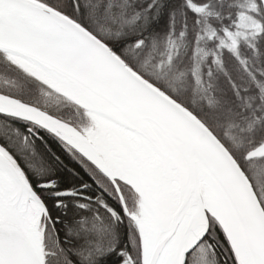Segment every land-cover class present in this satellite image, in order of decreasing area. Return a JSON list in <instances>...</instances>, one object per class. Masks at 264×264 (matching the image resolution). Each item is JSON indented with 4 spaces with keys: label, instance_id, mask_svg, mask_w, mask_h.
<instances>
[{
    "label": "snow or ice",
    "instance_id": "1",
    "mask_svg": "<svg viewBox=\"0 0 264 264\" xmlns=\"http://www.w3.org/2000/svg\"><path fill=\"white\" fill-rule=\"evenodd\" d=\"M0 264H264V0H0Z\"/></svg>",
    "mask_w": 264,
    "mask_h": 264
}]
</instances>
